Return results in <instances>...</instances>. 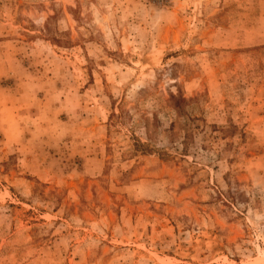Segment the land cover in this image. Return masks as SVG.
<instances>
[{
	"label": "rangeland",
	"instance_id": "374dc122",
	"mask_svg": "<svg viewBox=\"0 0 264 264\" xmlns=\"http://www.w3.org/2000/svg\"><path fill=\"white\" fill-rule=\"evenodd\" d=\"M0 264H264V0H0Z\"/></svg>",
	"mask_w": 264,
	"mask_h": 264
},
{
	"label": "trees",
	"instance_id": "16d2710c",
	"mask_svg": "<svg viewBox=\"0 0 264 264\" xmlns=\"http://www.w3.org/2000/svg\"><path fill=\"white\" fill-rule=\"evenodd\" d=\"M170 101H171L172 105L175 107V109H176V111L178 113L181 114V113L184 112V108H185V104L187 102V99L183 95H181V94H179V95H173L172 94ZM174 125H172L170 127V131H169L170 136L172 138H175V136L177 135V132L174 130V127H175ZM149 137L152 139L153 138V135L150 133ZM148 146L149 145H144V147H148ZM150 151H152V149H148L145 152H150Z\"/></svg>",
	"mask_w": 264,
	"mask_h": 264
}]
</instances>
